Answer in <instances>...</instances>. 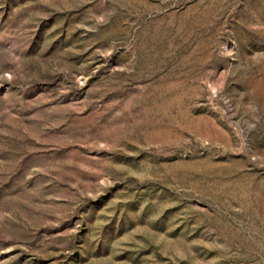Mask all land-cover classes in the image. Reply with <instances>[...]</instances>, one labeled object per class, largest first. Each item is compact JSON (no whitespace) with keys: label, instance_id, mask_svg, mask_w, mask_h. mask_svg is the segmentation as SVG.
<instances>
[{"label":"rangeland","instance_id":"obj_1","mask_svg":"<svg viewBox=\"0 0 264 264\" xmlns=\"http://www.w3.org/2000/svg\"><path fill=\"white\" fill-rule=\"evenodd\" d=\"M0 264H264V0H0Z\"/></svg>","mask_w":264,"mask_h":264}]
</instances>
